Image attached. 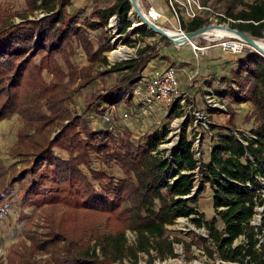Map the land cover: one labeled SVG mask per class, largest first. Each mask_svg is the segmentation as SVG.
Returning a JSON list of instances; mask_svg holds the SVG:
<instances>
[{
  "label": "trees",
  "instance_id": "obj_1",
  "mask_svg": "<svg viewBox=\"0 0 264 264\" xmlns=\"http://www.w3.org/2000/svg\"><path fill=\"white\" fill-rule=\"evenodd\" d=\"M73 1L26 0L28 10L17 14L22 21L0 27V121L16 113L21 116L23 125L10 154L29 164L18 176L14 172L8 184L21 178L22 206H52L42 225L28 226L22 242L11 247L8 264H114L126 258L136 264L139 253H149L151 248L162 257L174 256L167 225L180 217L207 229L205 244L210 241L214 248L206 246V251L212 258L219 257L220 264H264V54L255 49L239 53L226 92L237 103L252 104L254 125L249 135L237 127L233 115L224 126L210 120L206 129L217 132L207 161L195 156V131L192 139L184 131L173 154L167 156L159 146L169 134L168 126L140 139L128 128L118 133L112 127L95 129L71 113V91L88 87L104 72L124 76L119 89L101 95L103 102L131 101L132 94L126 97L123 91L132 90L148 75L154 58L147 44L130 59L109 61V18L119 15L122 31L127 32L133 26L130 0L95 7L82 18L69 13ZM36 10L45 15L30 19ZM225 14L236 20L231 28L256 39L264 37V0H229ZM180 22L187 32L209 24L202 17ZM98 30L103 35L95 43L91 31ZM133 33L169 40L147 25ZM75 47L83 49L87 65L73 62ZM98 65L105 70L98 72ZM97 103L92 100L88 109L95 105L102 113ZM181 108L178 101L169 117L179 116ZM208 110L210 115L224 112L218 107ZM57 149L68 157L59 156ZM95 159L117 166L123 175L95 168ZM197 172L201 179L194 192ZM206 184L213 189L216 210L209 219L196 206ZM9 193L6 185L0 193V209L7 205ZM58 205L66 209L58 210ZM259 207L263 208L261 222L254 224ZM79 211L101 218L90 222ZM128 229L136 232L135 246L127 244ZM239 238L241 242L234 245ZM38 254L49 257L37 261Z\"/></svg>",
  "mask_w": 264,
  "mask_h": 264
},
{
  "label": "rangeland",
  "instance_id": "obj_2",
  "mask_svg": "<svg viewBox=\"0 0 264 264\" xmlns=\"http://www.w3.org/2000/svg\"><path fill=\"white\" fill-rule=\"evenodd\" d=\"M114 0H74L72 5L68 7L70 14H76L78 16H89L93 8L98 6H105ZM140 9L149 13L152 9L156 10L159 14L157 19L153 21L159 26L181 32H187L181 25V19L188 22L185 15V9L177 8L179 17L175 11L170 8L168 0H137ZM201 2L211 6L214 10L225 13L227 3L229 0H200ZM246 2H253L254 0H244ZM238 8H241L239 5ZM28 6L26 0H0V27L5 26L11 22H21L22 19L17 15L19 12L27 11ZM45 12L42 10H36L34 15H30V19L36 17H42ZM209 20L207 17H202ZM130 19L135 26L127 31H122V25L119 15L109 18L108 35L110 36V42L112 43V49L107 52V56L111 64L130 59L137 55L138 48L145 47L147 44L151 46L150 52L154 55L152 60L151 73L155 71H162L168 67H175L178 72V78L180 80L181 88L184 92L185 101L181 103L182 108L180 114H176L169 117L170 110L173 105L181 99H177L168 106L159 105L151 102H146V98L141 100H126L117 104H107L103 102V96L110 93L113 90H117L122 86V78L124 73H111L104 72L99 74L96 80L84 89L72 90V97L69 100V107L72 110V114H78L83 117L88 123L95 129L112 127L113 130L118 133L126 128L133 132L135 138H143V136L150 132L161 129L164 126H168L169 134L164 142L159 146L164 155L170 156L173 154L175 147L178 145L184 131H186L188 138L193 137L195 120L197 118L196 111L207 113L209 106L206 100V95L212 91L217 99L223 104L224 110L222 113L211 114L208 118L215 124L224 126L228 123L232 115L237 127L240 130L246 131L248 134L253 124V117L251 114L252 104L237 103L231 97V94L226 96L227 90L230 88L229 77L232 76V68L235 65L236 59H232L236 54L225 53V56L220 66L216 67L217 63H207V50L212 49L211 46L205 50L204 54L194 48V45L205 46L207 44H216L219 42L220 37L218 35H208L195 37L184 44L177 45L171 39L165 40L160 36H147L143 37L140 34H134L135 29L142 27V22L137 14L130 12ZM232 21L219 20L218 24L224 26L231 25ZM215 22L209 20V24ZM207 24V25H209ZM235 29V28H234ZM102 30L91 31V37L95 43L102 36ZM207 36V35H206ZM132 40L129 42V40ZM214 39L213 41H210ZM258 40L264 39L257 38ZM217 46V45H215ZM221 47L220 45H218ZM253 50L250 45L246 47V50ZM241 55V54H239ZM238 56V54L236 55ZM71 59L76 65L85 66L88 64L86 55L82 48L75 47V51ZM61 60V59H60ZM151 63L149 65H151ZM109 68V67H107ZM105 70L104 66H97V71ZM148 75H150V72ZM47 80H50L51 75L48 72L44 73ZM235 87V86H234ZM76 88V87H75ZM101 97V98H100ZM98 102L102 113L112 112V122L106 123L102 116L103 114L97 110L95 105H91L88 109L91 101ZM219 108V107H218ZM130 112L131 118L125 120L123 118L124 112ZM23 125L21 116L19 114L11 115L9 118L0 121V193H4V188L8 185L10 193L7 195V205L0 209V264H8V253L11 247L19 243L25 238V229L28 226H41L43 218L47 210L51 207L46 205L45 207H27L20 204L24 187L21 182V178L18 177V181L10 186L8 182L14 176L16 172L17 176L25 169L29 164L23 159L13 157L10 154L11 148L17 143L18 130ZM202 128L203 126L200 125ZM220 126V129L222 128ZM58 128V127H57ZM56 128V129H57ZM55 129V130H56ZM58 130V129H57ZM204 141L202 145L203 156L202 162L209 159L211 147L216 141L217 130L209 132L205 127ZM57 132V131H56ZM55 132L52 134V136ZM249 135V134H248ZM59 156L67 158L68 155L65 152L56 150ZM104 167L111 174L115 176L123 175L120 169L116 167H110L102 164L98 159L94 160V167ZM87 171V170H86ZM173 174V173H172ZM198 179V180H197ZM200 173H196V187L200 182ZM47 185H50L48 183ZM206 189L201 193L197 208L199 211L204 212L206 219L211 218L216 214L214 207V192L209 184H206ZM264 190V188H263ZM59 206V205H58ZM58 210L66 209L59 206ZM255 217L254 224L261 222V213ZM79 213L87 218L90 222H97L101 218L100 214L89 211H79ZM83 221V220H82ZM218 226L222 227V221L218 222ZM166 236L169 240L174 241L173 247L175 255H166L162 257L158 255L157 251L150 249L149 253L140 252L139 258L136 264H220L221 259L219 257L212 258L206 251V246L214 248L210 241L208 245L205 244L204 238L208 237V231L205 227L196 226L190 218L180 217L176 219L175 223L167 225ZM127 244L135 246L137 243V235L135 231L130 229L126 232ZM179 239L180 241H175ZM242 238L237 239L234 245L240 243ZM264 250V239L262 244ZM48 254H38L36 260H44L48 258ZM114 264H134L130 258H126L124 263L116 262Z\"/></svg>",
  "mask_w": 264,
  "mask_h": 264
},
{
  "label": "built area",
  "instance_id": "obj_3",
  "mask_svg": "<svg viewBox=\"0 0 264 264\" xmlns=\"http://www.w3.org/2000/svg\"><path fill=\"white\" fill-rule=\"evenodd\" d=\"M170 8H172L177 16L179 17L177 8L185 9V15L188 20H192L198 17H208L209 20L214 21V24H218L219 20H227L235 22L236 20L228 17L225 13L214 10L211 6L201 2L200 0H168ZM180 19V17H179ZM223 25V24H220ZM180 33H185L182 29ZM200 36L208 37L204 34ZM221 40H219L216 44H207L205 46L194 45V48L198 51L204 52L207 48L220 45L221 48L227 50L234 54L242 53L246 50V47L249 45L242 38H238L236 36L223 35L219 36ZM211 39L210 41H213ZM123 94L128 97L132 94L133 98H146V102L157 103L159 105L168 106L172 104L177 99L183 98L180 102L183 103L185 101V94L181 88L180 80L178 78V72L175 67H168L162 71H155L150 75L145 76L137 85L133 86L130 91H123ZM206 100L208 106L210 107H219L223 108V104L217 99L216 95L210 91L206 95ZM197 118L195 120V128L194 131L196 133V137L193 139V151L195 153L196 158H201L203 156L202 145L204 141V132L203 128H208L210 124L209 116L210 114L203 113L200 111L195 112ZM112 112H106L103 115V120L106 123H111L113 116ZM123 118L125 120H129L131 118L130 112H124ZM202 125L203 128L200 126ZM198 180V179H197ZM198 187L195 188L194 192ZM259 211H262L263 208L259 207ZM261 215V214H260ZM257 216V215H256ZM254 223V221H253Z\"/></svg>",
  "mask_w": 264,
  "mask_h": 264
},
{
  "label": "water",
  "instance_id": "obj_4",
  "mask_svg": "<svg viewBox=\"0 0 264 264\" xmlns=\"http://www.w3.org/2000/svg\"><path fill=\"white\" fill-rule=\"evenodd\" d=\"M130 2H131V5H132L134 12L138 13L140 16H142V19H143V23H141L142 25H147L148 29L166 36L167 38H169L173 42H175L177 45H181V43L179 41H177L172 35H170L165 28L156 24L153 20H151L149 17H147L142 12L137 0H130ZM219 27H225L228 31H232V32L238 34L240 38L245 40L255 50L264 54V49L258 44V39L254 38L250 33L246 32V31L234 29V28H231L229 26H224V25H220V24H209V25H205V26L199 28L196 31L186 32L185 34L187 36V40H192L195 37H199L200 35H202L206 32H209L211 30H214L216 28H219ZM134 28H135V26H132V29H134Z\"/></svg>",
  "mask_w": 264,
  "mask_h": 264
},
{
  "label": "bare ground",
  "instance_id": "obj_5",
  "mask_svg": "<svg viewBox=\"0 0 264 264\" xmlns=\"http://www.w3.org/2000/svg\"><path fill=\"white\" fill-rule=\"evenodd\" d=\"M143 13L147 17H149L151 20L157 19L159 16V14L154 9H152L151 12H149V13H145V12H143ZM136 14L140 18L141 22L143 23L142 16H140L138 13H136ZM166 30L170 35H172L181 44H184L185 42L190 41V40H187V36L185 34L186 32L180 33L179 31H174V30H170V29H166ZM211 34L218 35V36L232 35V36H236V37L240 38L238 34L232 32V31H228L225 27H219V28H216L214 30H211V31L205 33V35H207V36L211 35ZM258 44L264 49V39L258 40Z\"/></svg>",
  "mask_w": 264,
  "mask_h": 264
},
{
  "label": "crops",
  "instance_id": "obj_6",
  "mask_svg": "<svg viewBox=\"0 0 264 264\" xmlns=\"http://www.w3.org/2000/svg\"><path fill=\"white\" fill-rule=\"evenodd\" d=\"M209 48H210V47H209ZM207 49H208V48H207ZM207 49H206V50H207ZM202 53L204 54L205 52H202ZM225 53H231V52H229V51H227V50H224L223 48L219 47L218 45H217V46L214 45V47H213L212 49L207 50V52H206V54H207V58H205V59H207V60H205V61H206L207 63H212L213 65H214V63H217V64H216V67H218V66H220L219 63L222 62V60H223V58H224V56H225ZM232 54H234V53H232ZM236 55H237V54H236ZM236 55H234V57H231V58L237 60V57H238V56H236ZM152 66H153V65H152V63H151V65L148 66L146 72H150V73H151ZM150 68H151V69H150ZM148 74H149V73H148ZM133 100H141V98H134Z\"/></svg>",
  "mask_w": 264,
  "mask_h": 264
}]
</instances>
